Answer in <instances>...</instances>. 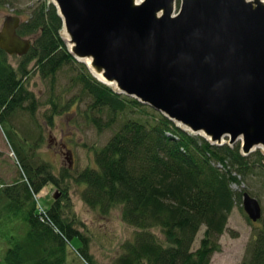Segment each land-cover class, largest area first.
Returning a JSON list of instances; mask_svg holds the SVG:
<instances>
[{
    "label": "trees",
    "instance_id": "16d2710c",
    "mask_svg": "<svg viewBox=\"0 0 264 264\" xmlns=\"http://www.w3.org/2000/svg\"><path fill=\"white\" fill-rule=\"evenodd\" d=\"M18 2L0 0V6L13 9ZM29 11L25 16L13 11L25 17L17 34L32 40L28 53L16 57L14 69L0 50V127L8 128L19 111L34 114L39 109L37 98L23 82L31 71L52 79V93L57 75L65 68L77 70L68 88H77V95L66 105L60 101L62 96L50 95L44 104L51 110L50 125L55 115L84 99L80 116L97 132L121 121L102 147L90 149L94 167L76 173L65 168L58 175L48 162L29 157L26 161L12 143L11 130L5 132L23 179L0 184V216L15 213L0 220L4 249L0 264H69L70 257L79 264H98L89 253L91 238L81 233L79 228L84 225L72 211L71 184L82 187L80 198L85 207L100 216L119 208L121 221L134 229L133 239L120 245L121 253L112 264H210L211 256L221 251L219 239L233 208L243 210V193L260 203L261 195L253 189L235 192L231 186L264 175V156L259 152L241 155L238 142L211 145L155 111L149 120L142 119L147 116L143 114L149 109L146 105L98 83L67 51L60 37L62 21L52 3L37 0ZM135 112L140 116L135 118ZM49 185L59 197L40 215L36 198ZM244 216L253 233L241 264H264V211L256 223ZM202 227L199 245L192 249ZM73 240L78 242L76 248Z\"/></svg>",
    "mask_w": 264,
    "mask_h": 264
},
{
    "label": "water",
    "instance_id": "95a60500",
    "mask_svg": "<svg viewBox=\"0 0 264 264\" xmlns=\"http://www.w3.org/2000/svg\"><path fill=\"white\" fill-rule=\"evenodd\" d=\"M176 1L51 3L69 36V53L85 65L90 60L120 94L211 145L242 140L243 156L264 148V2L179 0L176 10ZM19 25V17L9 16L0 30V50L10 57L31 48L17 34ZM242 208L252 223L261 219L260 203L247 193Z\"/></svg>",
    "mask_w": 264,
    "mask_h": 264
},
{
    "label": "rangeland",
    "instance_id": "374dc122",
    "mask_svg": "<svg viewBox=\"0 0 264 264\" xmlns=\"http://www.w3.org/2000/svg\"><path fill=\"white\" fill-rule=\"evenodd\" d=\"M18 1L19 4L13 9H10L8 6H0V30L7 17L17 16L21 20L25 18V14L28 15L31 5L37 2V0ZM46 1L51 3V0ZM262 1L264 2V0ZM179 4L180 1L177 0L176 10H178ZM14 9L21 11L24 16L13 14ZM63 34L62 27L60 37L69 52V46ZM7 62L12 68L15 69L17 67L18 63L16 57H8ZM84 67L93 77L85 64ZM76 72L72 69L65 68L57 75L54 92L52 93L56 96H62L60 101L63 105H66L67 101L69 102L73 96L77 95V88L68 89L70 87V79L74 77ZM94 79L113 92L119 93L117 88L108 86L96 77ZM51 80L50 77L47 79L41 78V76L34 71H31L30 78L27 77L23 79L27 91L35 95L40 107L34 114H29L24 111L17 112L11 117L9 123H7L8 128H5V126H2V128L0 127V184L11 185L23 179L21 166L6 135L10 130L11 135H13L12 143L26 161L29 157L30 160H34L35 162H37L38 159L48 162L50 166L53 167L54 174L58 175L59 172H61L60 170L65 168L71 173H76L85 167H94L93 150L90 149L102 147L120 125L121 119L119 118L112 127L97 132V130L87 124L85 119L80 116L81 112L84 110V102L86 99L82 100L78 105L76 103L74 105L72 104L65 111L55 115L52 119L53 123L50 125L47 119L51 110H49V106L47 107L44 104L45 102L47 103L50 95H52L50 90ZM145 111L146 112L143 114L147 116H142V119L149 120L151 111L153 110L149 108ZM134 116L136 118L140 116V113L135 112ZM175 124L190 133L185 127L177 123ZM227 142L228 139L224 138L223 143ZM238 143L240 144V153L244 155L241 150L243 141L239 140ZM61 145H64V148ZM256 152L264 156V148L258 147L253 149L252 153ZM68 159L71 160L69 163ZM220 167V165H217V168ZM231 188L235 192H240L241 190L247 192L255 191L261 195L259 200L262 210L264 211V175H261L259 179L256 178L248 181L241 180V184H233ZM81 189L82 187L71 184L68 192V197L72 204V211L77 219L84 225V229L83 227L79 229L82 234H86L91 238L89 253L95 258L97 263L112 264L121 253L120 245L125 241H131L133 239L134 229L126 226L121 221L119 208L114 209L107 216H100L96 211L85 207L80 198ZM251 189H253V191ZM55 193H58L55 191V187H51L50 185L41 190L37 195V201L41 209H45L51 205ZM244 215V211H241L240 206H235L233 208L228 218L226 231L219 239L221 251L211 256L210 264H241L246 258V248L248 247L249 240L252 238L253 227L248 224ZM1 219H3V215L0 216V220ZM256 227H258V225H256ZM203 229L202 227L196 235L192 249H197ZM72 245L76 248L78 245L77 240H73ZM3 251V245L0 244V255ZM72 256L74 255L72 254ZM69 261V264H79L73 257H70Z\"/></svg>",
    "mask_w": 264,
    "mask_h": 264
},
{
    "label": "bare ground",
    "instance_id": "6f19581e",
    "mask_svg": "<svg viewBox=\"0 0 264 264\" xmlns=\"http://www.w3.org/2000/svg\"><path fill=\"white\" fill-rule=\"evenodd\" d=\"M137 1V4L139 5L140 3H142L144 0H136ZM262 1V0H261ZM63 32H64V34H63V36L66 38V40H68L69 39V36L67 35V34H65V30L63 29ZM69 46V48L71 47L70 45H68ZM82 61H84L85 63H86V65H88V67H89V69H91V71L94 73V71H93V69H92V67L90 66V60H82ZM94 75H95V77L98 79V80H100L101 82H104V83H106L108 86H111V87H113V88H116V85L114 84V83H110V82H106L103 78H102V76L101 75H99V74H95L94 73ZM42 212L43 211H41L39 208H38V214H42ZM14 214L15 213H11V214H6V215H3L5 218H7V219H9V218H11L12 216H14ZM42 220L40 219V222H41Z\"/></svg>",
    "mask_w": 264,
    "mask_h": 264
},
{
    "label": "flooded vegetation",
    "instance_id": "af4514ba",
    "mask_svg": "<svg viewBox=\"0 0 264 264\" xmlns=\"http://www.w3.org/2000/svg\"><path fill=\"white\" fill-rule=\"evenodd\" d=\"M7 55V54H6ZM8 56V55H7ZM8 57H10V56H8ZM13 57H16V56H13ZM17 58H20V57H17ZM7 64H8V62H7ZM8 65H10V64H8ZM63 148H64V145H61ZM71 161V160H70Z\"/></svg>",
    "mask_w": 264,
    "mask_h": 264
},
{
    "label": "built area",
    "instance_id": "2783aa9c",
    "mask_svg": "<svg viewBox=\"0 0 264 264\" xmlns=\"http://www.w3.org/2000/svg\"><path fill=\"white\" fill-rule=\"evenodd\" d=\"M41 211H43L41 208H39Z\"/></svg>",
    "mask_w": 264,
    "mask_h": 264
}]
</instances>
